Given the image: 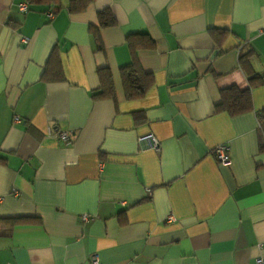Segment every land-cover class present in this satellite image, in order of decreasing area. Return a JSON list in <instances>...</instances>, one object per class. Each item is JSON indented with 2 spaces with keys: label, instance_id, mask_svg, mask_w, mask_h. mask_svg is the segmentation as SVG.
Wrapping results in <instances>:
<instances>
[{
  "label": "crops",
  "instance_id": "obj_1",
  "mask_svg": "<svg viewBox=\"0 0 264 264\" xmlns=\"http://www.w3.org/2000/svg\"><path fill=\"white\" fill-rule=\"evenodd\" d=\"M70 1L0 0V218L40 219L0 224V264H264V84L250 112L214 108L264 76V0ZM103 9L116 24L98 51L89 26ZM140 32L156 43L137 50L153 85L127 100L119 69ZM52 51L63 81L40 80ZM102 67L114 100L91 95ZM146 133L158 152L140 149Z\"/></svg>",
  "mask_w": 264,
  "mask_h": 264
},
{
  "label": "trees",
  "instance_id": "obj_2",
  "mask_svg": "<svg viewBox=\"0 0 264 264\" xmlns=\"http://www.w3.org/2000/svg\"><path fill=\"white\" fill-rule=\"evenodd\" d=\"M28 5H37L52 2L60 8L59 0H25ZM90 0H71L68 9L71 12H80L85 9ZM54 12V11H53ZM116 24L115 18L108 9H103L98 13V24L90 25L89 32L96 42V49L102 51V44L99 38V30L104 27H112ZM217 29H211L214 33ZM219 41V40H218ZM126 44L129 48L130 63L119 69L124 96L127 100H133L142 97L146 91L153 85L151 73L145 72L137 57L139 49H153L155 41L145 32L132 33L126 36ZM242 56L240 62L242 63ZM97 78L99 86L92 91L94 99L111 98L115 99V92L111 73L107 67L97 69ZM40 80L45 82H58L64 80L61 64L55 51L49 55L45 67L41 73ZM264 84V76L251 75L248 77V87L239 90L236 87L222 89L219 93V102L214 105L215 112H226L230 116H235L252 111L250 91L251 88ZM142 117V116H141ZM139 114H134L135 120H140ZM0 224H6L8 227L21 224H40V219L34 216H17L0 218Z\"/></svg>",
  "mask_w": 264,
  "mask_h": 264
},
{
  "label": "built area",
  "instance_id": "obj_3",
  "mask_svg": "<svg viewBox=\"0 0 264 264\" xmlns=\"http://www.w3.org/2000/svg\"><path fill=\"white\" fill-rule=\"evenodd\" d=\"M19 10L21 12H25L28 10V4L22 3L19 5ZM53 10L48 12V17H53ZM23 42H26V38H22ZM18 117L14 116V121H17ZM55 138L62 141L64 144L68 145L72 142L73 135H71L67 131H55L54 133ZM137 143L139 144L140 149H150L155 152L159 151V141L158 139L152 134V133H146L143 135H140L137 138ZM213 155L219 161L221 165H228L230 163L229 155H228V147L225 144L217 145L213 149ZM15 194V192H14ZM81 220L83 222H87L91 220L93 217L87 214L81 215ZM89 264H99L98 256L95 253H92L89 257ZM255 264H262L261 259H256Z\"/></svg>",
  "mask_w": 264,
  "mask_h": 264
}]
</instances>
